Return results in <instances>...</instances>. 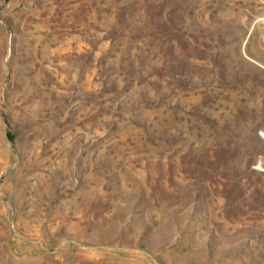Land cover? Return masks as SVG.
Instances as JSON below:
<instances>
[{
    "label": "rangeland",
    "instance_id": "rangeland-1",
    "mask_svg": "<svg viewBox=\"0 0 264 264\" xmlns=\"http://www.w3.org/2000/svg\"><path fill=\"white\" fill-rule=\"evenodd\" d=\"M0 264H264V0H0Z\"/></svg>",
    "mask_w": 264,
    "mask_h": 264
}]
</instances>
